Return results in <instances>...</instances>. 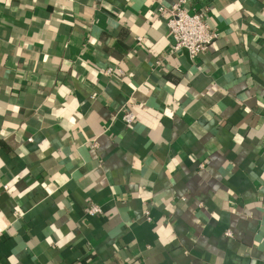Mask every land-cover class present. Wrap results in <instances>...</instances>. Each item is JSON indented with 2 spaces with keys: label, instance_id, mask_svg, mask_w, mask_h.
<instances>
[{
  "label": "crops",
  "instance_id": "obj_1",
  "mask_svg": "<svg viewBox=\"0 0 264 264\" xmlns=\"http://www.w3.org/2000/svg\"><path fill=\"white\" fill-rule=\"evenodd\" d=\"M175 1L0 0V264H264V0Z\"/></svg>",
  "mask_w": 264,
  "mask_h": 264
},
{
  "label": "built area",
  "instance_id": "obj_2",
  "mask_svg": "<svg viewBox=\"0 0 264 264\" xmlns=\"http://www.w3.org/2000/svg\"><path fill=\"white\" fill-rule=\"evenodd\" d=\"M157 12L164 15L167 35L170 40L168 55L183 50L190 59H194L203 53L216 38V33L210 30L206 22L204 10L189 11L187 0H176L165 11L158 7ZM135 40L136 43H140L142 39L136 37ZM155 65L158 66L159 61L155 62ZM103 75L105 77L122 76V71L116 65L107 66ZM120 120L125 127H129L134 122L135 117L126 108L122 110ZM86 214L89 216L98 215L100 209L95 205H89L86 208ZM224 236L230 238V231H225Z\"/></svg>",
  "mask_w": 264,
  "mask_h": 264
}]
</instances>
